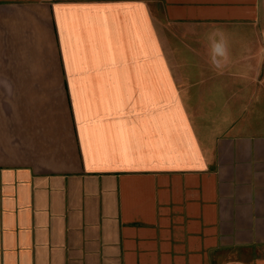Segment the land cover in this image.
Returning <instances> with one entry per match:
<instances>
[{
    "label": "crops",
    "instance_id": "crops-1",
    "mask_svg": "<svg viewBox=\"0 0 264 264\" xmlns=\"http://www.w3.org/2000/svg\"><path fill=\"white\" fill-rule=\"evenodd\" d=\"M0 264H264V0H0Z\"/></svg>",
    "mask_w": 264,
    "mask_h": 264
},
{
    "label": "clouds",
    "instance_id": "clouds-1",
    "mask_svg": "<svg viewBox=\"0 0 264 264\" xmlns=\"http://www.w3.org/2000/svg\"><path fill=\"white\" fill-rule=\"evenodd\" d=\"M210 48H211V62L213 66H218L221 59L228 54L227 40L224 33L220 30H215L209 36Z\"/></svg>",
    "mask_w": 264,
    "mask_h": 264
}]
</instances>
